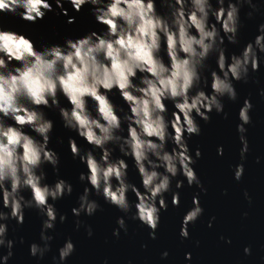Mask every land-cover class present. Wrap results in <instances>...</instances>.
Here are the masks:
<instances>
[{"label":"clouds","instance_id":"clouds-1","mask_svg":"<svg viewBox=\"0 0 264 264\" xmlns=\"http://www.w3.org/2000/svg\"><path fill=\"white\" fill-rule=\"evenodd\" d=\"M65 3L76 12L88 6L101 25L99 31L37 47L25 33L0 26V248L6 250L0 264H8L13 256L9 220L22 224L26 209L43 217L41 243L28 246L29 255L39 261L50 250L53 237L48 233L57 217L61 223L66 219L58 214L55 202L73 189L59 176L47 182L45 165L58 172L60 156L49 147L54 122L45 109L56 110L62 126L88 145L82 148L76 138L67 139L72 158L86 169L78 175L85 186L72 214L94 215L100 205L90 196H99L125 216L131 213L130 219L145 225L155 239L173 179L184 177L176 179V189L186 181L205 191L193 167L201 152L196 148L193 158L187 143L200 135L198 118L206 123L213 110L222 113L225 97L237 99L234 82L247 83L264 64V21L238 54L226 55L225 41L239 42L241 8L247 5L246 16L252 18L260 10L257 0H0V15L36 23L55 5L68 17L67 23H74ZM212 56L215 68L208 64ZM117 94L126 108L113 101ZM259 95L264 97V88ZM252 108L244 98L237 114L241 161L248 152L245 133ZM223 115L227 117L226 112ZM117 150L119 155L114 156ZM216 152L222 155L223 146H217ZM129 158L139 187L128 178ZM243 172V163H238L234 179L239 181ZM129 192L135 200L129 199ZM244 195L250 201L248 193ZM179 196L171 191L173 206L179 204ZM202 213L194 195L181 220L182 239L188 238L189 224ZM75 223L79 228L82 222ZM116 224L114 236L120 230L127 232L124 216L117 217ZM86 231L92 235L90 226ZM74 251L71 238H66L58 256L52 257L53 264H65ZM243 252L250 255V247ZM167 256V251L161 253L162 259ZM184 258L190 260L191 253Z\"/></svg>","mask_w":264,"mask_h":264},{"label":"water","instance_id":"water-1","mask_svg":"<svg viewBox=\"0 0 264 264\" xmlns=\"http://www.w3.org/2000/svg\"><path fill=\"white\" fill-rule=\"evenodd\" d=\"M259 12L248 18L247 5L240 10L242 27L238 35V43L233 45L225 41L226 55L238 54L243 45L252 40L257 34V25L264 21V0H257ZM68 16L75 17L74 23H67V16L60 14V9L53 5L54 10L48 12L42 20L36 23L19 19L13 15H0V26L12 28L30 36L37 47L40 44L63 43L66 37H79L91 30L101 28L94 17L83 6L76 12L65 3ZM210 67L215 68V57L208 60ZM237 99L235 101L223 99V112H211L208 122L199 120L200 135L191 136L187 143L190 154L199 148L201 156L193 165L204 192L195 185L191 187L186 181L180 189L175 188L176 179L184 180L178 175L172 180L171 191H178L179 204L171 203V191L165 193L167 209L160 213V223L155 230V239L149 237V229L138 220L130 219L131 213L125 216L115 206L104 202L102 197L92 195L100 208L92 216L83 213L79 217L72 214L71 209L78 206V196L85 186L78 179L81 171H86L79 160H74L68 150L69 136L76 138L82 147H88L76 133L70 132L62 126L56 110L45 109L46 115L54 122L49 147L60 156L58 172L45 165L48 183L55 181L57 176L72 184L71 195H66L55 202L58 214L63 213L66 219L61 223L57 217L54 229L49 230L53 239L50 250L42 260L37 261L28 253V246L32 242L41 243L39 233L43 217L35 209H26L24 222L17 224L9 220L8 238L14 240L13 256L8 264H53L52 257L58 256L57 249L62 246L66 238H71L75 251L67 258L65 264H264V97L259 90L264 88V64L259 71L251 73L247 83L234 82ZM115 91V90H113ZM244 98H248L253 108L250 111L251 123L247 125L245 133L248 140V152L245 159H240V141L236 131L238 110ZM117 104L123 105L117 95L112 97ZM63 102V101H62ZM169 111L172 105L168 104ZM223 146V154L217 155V146ZM170 147V146H169ZM114 156L119 152L114 151ZM260 157V162L256 158ZM129 163V180L139 187L140 181L136 170ZM243 163L244 172L239 181L234 179V168ZM86 183V182H85ZM248 193L249 199L244 193ZM27 195V194H25ZM130 200H135L132 193L127 194ZM198 195L203 213L195 223L189 224L187 239L179 235L181 220L185 212L192 207V197ZM246 213V215H244ZM124 216L127 232L120 230L118 236L113 235V229H118L117 217ZM214 217L211 227L208 226L210 218ZM82 223L76 227V221ZM86 226L92 229V235H87ZM23 243H20V238ZM224 237L231 243H225ZM144 245V247H142ZM249 246L250 255H245L243 248ZM167 251L168 256L161 258V253ZM6 252L0 248V255ZM191 253V259L185 260L184 254Z\"/></svg>","mask_w":264,"mask_h":264}]
</instances>
